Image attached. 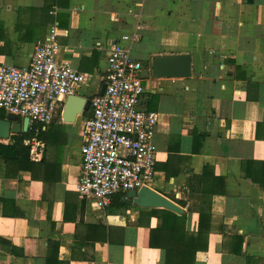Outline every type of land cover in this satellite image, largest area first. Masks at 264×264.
<instances>
[{
  "label": "crops",
  "instance_id": "1",
  "mask_svg": "<svg viewBox=\"0 0 264 264\" xmlns=\"http://www.w3.org/2000/svg\"><path fill=\"white\" fill-rule=\"evenodd\" d=\"M52 25L58 61L90 76L74 92L89 101L111 47L141 33L140 108L160 115L151 189L181 207L187 231H209L193 264H264V0H0V65H28ZM169 55H190L192 76L154 77L152 59ZM65 102L52 123L0 138V264H166L148 247L152 209L127 205L129 192L105 209L80 195L92 111L67 122ZM27 133L24 162L11 148Z\"/></svg>",
  "mask_w": 264,
  "mask_h": 264
},
{
  "label": "built area",
  "instance_id": "2",
  "mask_svg": "<svg viewBox=\"0 0 264 264\" xmlns=\"http://www.w3.org/2000/svg\"><path fill=\"white\" fill-rule=\"evenodd\" d=\"M57 29L50 27L28 65H0V109L29 118L32 125L52 123L67 97L90 82L89 75L58 61ZM141 40L136 30L111 47L105 93L90 100L92 116L85 123L77 189L100 209L110 206L118 194L151 188L156 179L155 133L160 115L140 108L144 66L131 52Z\"/></svg>",
  "mask_w": 264,
  "mask_h": 264
},
{
  "label": "water",
  "instance_id": "3",
  "mask_svg": "<svg viewBox=\"0 0 264 264\" xmlns=\"http://www.w3.org/2000/svg\"><path fill=\"white\" fill-rule=\"evenodd\" d=\"M152 71L154 77L159 78H190L192 76V59L190 55H169L152 59ZM106 84L103 85L100 95H104ZM91 102L83 97L71 95L65 102L64 119L74 122L76 116L89 111ZM17 117L9 115L7 120L0 121V138L8 139L10 134L27 132L30 119L25 118L21 126L16 123ZM127 205L146 209H167L179 215H183L181 207L175 202L165 198L151 188H142L139 191H131L127 195Z\"/></svg>",
  "mask_w": 264,
  "mask_h": 264
},
{
  "label": "trees",
  "instance_id": "4",
  "mask_svg": "<svg viewBox=\"0 0 264 264\" xmlns=\"http://www.w3.org/2000/svg\"><path fill=\"white\" fill-rule=\"evenodd\" d=\"M28 138H31L30 133L17 138L11 148L15 156L24 162H29L30 159V148L24 145V141ZM146 215L149 219L156 217L160 222L155 229L148 228V247L164 250L166 252V264H193L196 254L208 249L209 231L207 230L206 233L201 231L197 235L187 231L186 215H179L167 209H152L146 212ZM183 260L184 262H180ZM188 260L189 262H187Z\"/></svg>",
  "mask_w": 264,
  "mask_h": 264
}]
</instances>
